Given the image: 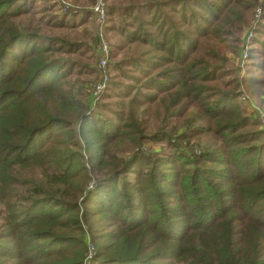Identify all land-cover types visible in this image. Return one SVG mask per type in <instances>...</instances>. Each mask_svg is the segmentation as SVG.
<instances>
[{"label":"trees","instance_id":"1","mask_svg":"<svg viewBox=\"0 0 264 264\" xmlns=\"http://www.w3.org/2000/svg\"><path fill=\"white\" fill-rule=\"evenodd\" d=\"M259 1L105 0L92 106L75 25L0 0V264H85L88 242L93 264H264V129L239 98L264 95V41L246 77L226 56Z\"/></svg>","mask_w":264,"mask_h":264},{"label":"rangeland","instance_id":"2","mask_svg":"<svg viewBox=\"0 0 264 264\" xmlns=\"http://www.w3.org/2000/svg\"><path fill=\"white\" fill-rule=\"evenodd\" d=\"M36 1V6L39 8H46V11L44 12L45 15H50L49 17H46L45 19L50 20L52 17H56V18H61L63 19L66 23L70 24L73 23L75 25V35L74 38L81 41L84 45V48L86 49L85 46L88 47V52L87 56L83 55L82 58L77 59V57H73L75 59L78 60L79 63H85L86 65H90V67H93V69L96 67V58L94 57L93 60V64L92 62H90L88 59V56L94 54H96L97 56V52L95 51V43H94V36H95V24L92 20V16L89 15H85V12L90 11L91 6L92 5H88V4H76L75 0H71L72 3V9L67 13V14H61L58 12V9L55 8V6L48 0H35ZM83 2V1H80ZM51 7L52 10L50 11ZM262 10V11H261ZM263 6L261 5V0L259 1V3L254 7L253 13L251 15V18L248 19H240V21H238V26L239 28H241V30L239 32H237L236 34H234V39L238 40V44L239 46L235 45L237 48V53L234 56L230 57V53H227L226 56L228 57V61H230V65L232 67H234L237 70V74L239 75V77H246L248 76L250 73L254 72V66L258 65V63H260L262 60L259 58V54L257 53L259 48V45L257 44V41H264V17H263ZM83 18V19H82ZM83 20L86 21L83 23ZM94 28V31H93ZM70 33V32H67ZM59 34H63V32H60ZM80 34H84V36H81ZM251 35V36H250ZM68 37V34H67ZM221 38V36H220ZM69 40H73L71 37H69ZM109 40L110 43H113L116 38H112V35L109 36ZM245 41H248V58L246 60H242L240 57V53H241V49L243 47V44L245 43ZM256 42V43H255ZM225 45H233L231 38L228 37L227 40L225 42H223ZM129 51V53L124 54V52ZM132 54V50L129 47H126L124 49V51L117 57L116 61L121 59V58H125L128 57ZM231 58V60H230ZM115 61V60H114ZM256 73L252 74L255 75ZM110 76H111V71H110ZM95 74H93L92 76H87L85 78H82L83 81V86H84V90L85 93H87L86 96V101L88 100V94H89V89H90V83L92 80L95 79ZM88 79V80H87ZM90 79V80H89ZM240 90V101L243 102L242 98L245 97V99H250L252 101V103L254 104V107H257L264 113V95L261 94L258 91L255 92H247L246 89H244L243 86H240L239 88ZM261 90V89H260ZM248 106L245 109L247 115L249 116V118H254L256 117L255 114L253 113L251 106L249 105H245ZM250 110H249V109ZM189 117L194 118L196 117V110L195 109H191L189 114ZM255 119V118H254ZM253 120V119H252ZM258 120V119H257ZM259 121V120H258ZM258 128L259 129H264V127L261 125L260 121L258 124ZM181 133V132H178ZM199 142H197L198 146L202 148H205L206 146H209L213 143V140L210 139L209 137H202L201 140H199ZM196 145V143H192L191 146H195L198 148L199 147ZM145 146H150L148 143H144V147ZM151 149H155V147L150 146ZM181 147H183L181 145ZM186 151V149H185Z\"/></svg>","mask_w":264,"mask_h":264},{"label":"built area","instance_id":"3","mask_svg":"<svg viewBox=\"0 0 264 264\" xmlns=\"http://www.w3.org/2000/svg\"><path fill=\"white\" fill-rule=\"evenodd\" d=\"M50 1L55 8L58 9V12L61 14H67L72 8L71 0H48ZM91 15L92 20L95 24V35L98 40V62L96 66L98 78L96 82L93 83L90 89V99L91 105L94 106L100 99V96L103 94V91L106 88V85L110 78V69L108 65L110 63V43L108 36L106 34L107 23H106V3L105 0H94L93 5L91 6ZM251 36V35H250ZM248 41H245L241 49L240 57L242 60L248 58ZM245 105L251 106L255 118L258 119L261 125L264 127V113L257 107H254V104L250 99L242 98ZM248 107V106H247ZM88 250L85 258V264H93V259L95 255V248L89 242L87 243Z\"/></svg>","mask_w":264,"mask_h":264},{"label":"crops","instance_id":"4","mask_svg":"<svg viewBox=\"0 0 264 264\" xmlns=\"http://www.w3.org/2000/svg\"><path fill=\"white\" fill-rule=\"evenodd\" d=\"M90 16H92V15L90 14ZM93 31H94V28H93ZM262 99H264V98H262Z\"/></svg>","mask_w":264,"mask_h":264}]
</instances>
